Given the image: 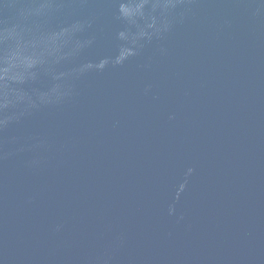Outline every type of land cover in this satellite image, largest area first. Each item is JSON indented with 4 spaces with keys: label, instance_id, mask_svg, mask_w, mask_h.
<instances>
[{
    "label": "water",
    "instance_id": "obj_1",
    "mask_svg": "<svg viewBox=\"0 0 264 264\" xmlns=\"http://www.w3.org/2000/svg\"><path fill=\"white\" fill-rule=\"evenodd\" d=\"M0 264H264V0H0Z\"/></svg>",
    "mask_w": 264,
    "mask_h": 264
}]
</instances>
